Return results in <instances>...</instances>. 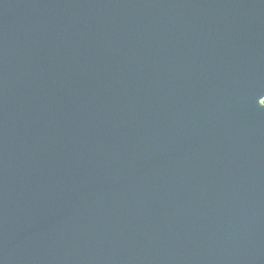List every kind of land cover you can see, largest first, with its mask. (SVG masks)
I'll list each match as a JSON object with an SVG mask.
<instances>
[{
	"label": "water",
	"instance_id": "95a60500",
	"mask_svg": "<svg viewBox=\"0 0 264 264\" xmlns=\"http://www.w3.org/2000/svg\"><path fill=\"white\" fill-rule=\"evenodd\" d=\"M264 0H0V264H264Z\"/></svg>",
	"mask_w": 264,
	"mask_h": 264
},
{
	"label": "snow or ice",
	"instance_id": "6c2138e0",
	"mask_svg": "<svg viewBox=\"0 0 264 264\" xmlns=\"http://www.w3.org/2000/svg\"><path fill=\"white\" fill-rule=\"evenodd\" d=\"M260 106L264 107V100L260 102Z\"/></svg>",
	"mask_w": 264,
	"mask_h": 264
}]
</instances>
